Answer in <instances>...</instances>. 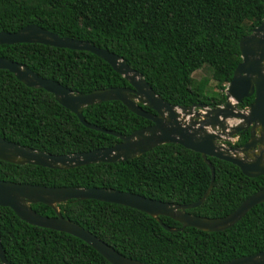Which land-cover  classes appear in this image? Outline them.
<instances>
[{
    "label": "trees",
    "instance_id": "16d2710c",
    "mask_svg": "<svg viewBox=\"0 0 264 264\" xmlns=\"http://www.w3.org/2000/svg\"><path fill=\"white\" fill-rule=\"evenodd\" d=\"M263 18V0H0V32L12 33L32 24L60 38L88 42L120 57L155 95L180 107L224 103L223 91L240 62L238 41ZM0 58L72 93L129 87L89 52L13 44L0 45ZM203 65L209 67L218 94H206L205 81H193L192 74ZM251 102L252 97L245 98L238 108ZM81 114L88 124L121 136L150 124L117 101L84 107ZM0 138L55 156L119 142L112 135L85 128L52 95L24 86L5 70H0ZM247 138L246 131L240 132L231 146L240 147ZM208 161L214 171L212 185L201 205L186 210L188 214L225 217L264 187V174L247 178L230 163ZM0 181L48 188H106L188 205L206 192L210 173L197 153L169 143L130 160L67 170L0 160ZM30 208L40 216H54L45 205ZM56 209L121 256L144 264H221L264 250V202L219 232L194 228L168 232L142 212L95 200H68ZM159 219L168 228L180 227L169 218ZM0 246L8 264H108L80 240L27 225L5 207H0Z\"/></svg>",
    "mask_w": 264,
    "mask_h": 264
},
{
    "label": "water",
    "instance_id": "95a60500",
    "mask_svg": "<svg viewBox=\"0 0 264 264\" xmlns=\"http://www.w3.org/2000/svg\"><path fill=\"white\" fill-rule=\"evenodd\" d=\"M13 44H40L89 52L120 75L129 87L97 89L84 95L72 93L52 80L38 77L21 64L0 58V70L9 72L28 88L41 89L52 95L53 100L71 112L85 128L112 135L119 141L108 148L55 156L0 138L1 161L15 165L67 170L89 164L130 160L157 146L170 143L197 153L210 173L206 192L196 202L188 205L163 203L106 188H48L0 181V207L9 208L20 221L30 226L70 235L93 249L108 264H144L121 256L86 230L64 219L56 206L68 200H95L142 212L168 232L180 231L183 228L219 232L236 223L252 207L264 202L263 187L222 218H204L186 212L201 205L212 185L214 171L208 158L236 166L247 178L264 174V18L250 34L239 39L240 62L225 87L224 103L210 108L201 104L188 107L172 106L155 95L140 74L129 68L117 55L85 41L60 38L36 25L29 24L12 33L0 32V45ZM250 97L252 102L239 109L241 101ZM108 101L119 102L133 115L149 121L150 125L135 130L128 136H121L84 121L81 114L84 107ZM245 131L248 138L242 146L226 145L231 142L233 136L236 137L238 133ZM33 204L51 208L54 216L36 214L30 208ZM159 217L169 218L180 227L168 228L162 224ZM0 263L8 264L1 246ZM221 264H264V250Z\"/></svg>",
    "mask_w": 264,
    "mask_h": 264
},
{
    "label": "rangeland",
    "instance_id": "374dc122",
    "mask_svg": "<svg viewBox=\"0 0 264 264\" xmlns=\"http://www.w3.org/2000/svg\"><path fill=\"white\" fill-rule=\"evenodd\" d=\"M192 78H193V81L195 83H198V82H201V81H205V84H204V92L206 94L210 95V94H214V93H216V94L219 93L216 90V88H215L214 82L211 80V71H210V69H209L208 66H206V65L201 66L198 70H196L192 74ZM223 95H224V91H223ZM236 139H237V136L236 137L233 136L231 138V142L228 143V144L231 146L232 144H234V142L236 141Z\"/></svg>",
    "mask_w": 264,
    "mask_h": 264
},
{
    "label": "built area",
    "instance_id": "2783aa9c",
    "mask_svg": "<svg viewBox=\"0 0 264 264\" xmlns=\"http://www.w3.org/2000/svg\"><path fill=\"white\" fill-rule=\"evenodd\" d=\"M226 87V86H225ZM224 91H225V89H224Z\"/></svg>",
    "mask_w": 264,
    "mask_h": 264
},
{
    "label": "flooded vegetation",
    "instance_id": "af4514ba",
    "mask_svg": "<svg viewBox=\"0 0 264 264\" xmlns=\"http://www.w3.org/2000/svg\"><path fill=\"white\" fill-rule=\"evenodd\" d=\"M150 125V124H149Z\"/></svg>",
    "mask_w": 264,
    "mask_h": 264
}]
</instances>
